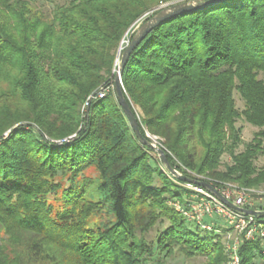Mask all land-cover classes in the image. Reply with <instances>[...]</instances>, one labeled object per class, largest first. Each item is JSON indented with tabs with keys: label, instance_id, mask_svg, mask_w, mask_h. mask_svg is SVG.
Here are the masks:
<instances>
[{
	"label": "trees",
	"instance_id": "obj_1",
	"mask_svg": "<svg viewBox=\"0 0 264 264\" xmlns=\"http://www.w3.org/2000/svg\"><path fill=\"white\" fill-rule=\"evenodd\" d=\"M55 1L0 0V264H162L174 250L224 264L232 229L203 231L169 206L187 191L136 139L114 90L97 96L133 28L188 0ZM199 3L130 52L125 99L178 172L263 188L264 0ZM240 118L257 131L236 152ZM263 249L264 236L242 240L239 264H264Z\"/></svg>",
	"mask_w": 264,
	"mask_h": 264
},
{
	"label": "built area",
	"instance_id": "obj_2",
	"mask_svg": "<svg viewBox=\"0 0 264 264\" xmlns=\"http://www.w3.org/2000/svg\"><path fill=\"white\" fill-rule=\"evenodd\" d=\"M104 92L105 89L101 90L97 96L102 98ZM195 180L201 181L199 177ZM209 185L237 207L264 211V199L259 202V208L252 206L255 201L253 198L264 196V189H248L233 183H222L219 187ZM184 189L187 192L181 198L169 200L168 205L178 212L184 220L201 229L211 231L215 220L218 219L229 226L235 236L230 237L226 245L228 259L224 264H239L237 254L239 243L242 240H253L257 235L263 237L264 230H261L260 223L250 216L229 209L220 200L197 185L184 183ZM262 253L264 254V249Z\"/></svg>",
	"mask_w": 264,
	"mask_h": 264
},
{
	"label": "water",
	"instance_id": "obj_3",
	"mask_svg": "<svg viewBox=\"0 0 264 264\" xmlns=\"http://www.w3.org/2000/svg\"><path fill=\"white\" fill-rule=\"evenodd\" d=\"M202 5H203V3H199V0L182 1V2L175 3V4H172V5H169V6L162 8L156 14H154L152 17H150L146 21L142 22L138 26V28L134 31L132 38L126 43V45L124 46V48L120 54V58H119V61L117 63V67L115 69V73H114V76L112 79V85L114 88V93H115V96L118 100V103H119V105H120V107H121V109H122V111H123V113H124V115L128 121V124H129L134 136L136 137V139L141 144H143L148 149H151L152 151H154L157 154V156L159 157L160 164H161L162 168L164 169V171L169 176H171L172 178H174L176 180L184 182V183L197 185V186L203 188L205 191L212 194L214 197H216L218 200H220L229 209H231L235 212L241 213L245 216H250V217L256 219L258 217L264 216V211H257V210L244 209V208L237 207L234 204H232L230 201L223 198L208 183L198 181V180H194L190 177H187V176L183 175L182 173L178 172L177 170H175L173 167H171V165L168 163L167 158L165 156V153L161 149V147H159L158 145H155L151 140L147 141L141 135V133L139 131L138 119H137L136 115L133 113V111L131 110V108L129 107V105L125 99L124 93H123L121 78H122L124 66L127 62V59L129 57L130 52L139 44V42L141 40H143V38L152 29H154L156 26H158L163 21H165L171 17L180 15L182 13L191 11V10L196 9L198 7H201ZM146 137H147V135H146Z\"/></svg>",
	"mask_w": 264,
	"mask_h": 264
},
{
	"label": "rangeland",
	"instance_id": "obj_4",
	"mask_svg": "<svg viewBox=\"0 0 264 264\" xmlns=\"http://www.w3.org/2000/svg\"><path fill=\"white\" fill-rule=\"evenodd\" d=\"M58 0L55 1V3H57ZM181 2V1H180ZM36 6L38 7V9H42L43 11H49L51 9V7L53 6V2L50 3V2H42V1H36ZM166 7L165 6H162L161 8H164ZM142 23L139 22L132 30V32H134L138 26ZM128 42V39L125 37V39L123 40L122 44L125 46L126 43ZM122 48V47H121ZM120 48V49H121ZM119 58H120V55L117 56V59H116V62H115V66L117 67V63L119 61ZM115 67V69H116ZM114 73H115V70L112 74V79H113V76H114ZM105 89V92H108L110 91L111 89L114 90L113 88V85H112V81L110 82V85L107 86V87H104L102 88L101 90ZM100 90V91H101ZM233 97H234V100H235V106L236 108L238 109V111H241L243 109V100L240 98L239 94L235 91L234 94H233ZM235 126L237 128H240L241 129V134H240V137H241V144L239 145V147L236 149V152H241L243 149H244V145L248 142H250V140L253 138V135L254 133L257 131V128L249 125L248 123H246L244 121V119L240 118L236 121V124ZM147 137L155 144V145H158V138L155 137V136H151L149 134H146ZM156 153L154 152L152 154V158L153 160H157L156 158ZM222 163L223 164H228L230 163V156L228 154H225L223 157H222ZM264 162V157H261L258 159V161L256 162V165L257 166H260L262 163ZM164 171V169H163ZM165 172V171H164ZM166 173V172H165ZM167 177L170 178L178 187L184 189V182L181 183L179 181H175L173 180L167 173H166ZM261 189H264V187ZM186 190V189H184ZM264 199V196L262 197H255L253 198V200H255L253 203H252V206L254 208H259L260 207V203L262 200ZM54 205L56 206L57 205V202H53ZM209 220V219H208ZM188 227L193 230V227L194 225H191V224H187ZM215 225L223 230H227L229 229L228 227H226V225L221 221V220H216L215 221ZM264 228V225L262 226ZM263 228H261V230H264ZM163 229V225H156L154 228H152L149 233L147 234V238L149 240L153 239L157 233V231H161ZM201 229V228H200ZM203 231H207V230H204V229H201ZM233 236H235V233L231 230H227V232L223 233V236H222V242H224L225 246L227 245V243L229 242L230 240V237L232 238ZM2 234L0 233V240L2 239ZM174 254L171 256V257H168L166 258L162 264H205V257H202V256H197V257H193V258H187L185 257V255H183L181 252L177 251V250H174ZM262 261L261 259H259L258 257L255 258L254 260V263L255 264H262ZM150 264H159L157 263V261H154V262H151Z\"/></svg>",
	"mask_w": 264,
	"mask_h": 264
}]
</instances>
